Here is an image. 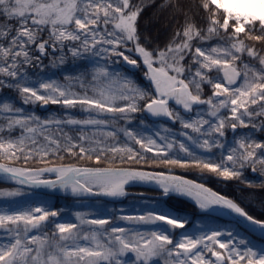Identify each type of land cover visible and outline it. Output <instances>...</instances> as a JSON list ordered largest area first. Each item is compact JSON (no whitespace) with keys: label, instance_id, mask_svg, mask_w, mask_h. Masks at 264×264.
Segmentation results:
<instances>
[{"label":"snow or ice","instance_id":"1","mask_svg":"<svg viewBox=\"0 0 264 264\" xmlns=\"http://www.w3.org/2000/svg\"><path fill=\"white\" fill-rule=\"evenodd\" d=\"M150 6L171 13L173 18H184L164 48H150L148 38L141 41L138 21ZM195 7L203 14L200 19L204 26L197 22L193 5L182 0H149L144 4L134 0H0V90L12 89L25 105L60 104L88 113L84 119L41 118L24 115L11 98L0 99L4 119L0 123V157L47 163L51 156L63 159V152L94 159L100 165L108 154L119 156L123 162L144 161L145 154L152 153L158 165L195 166L224 180H243L254 187L253 181L244 180V172L250 169L264 176V142L254 138V133L264 132V48L247 42L264 45V0H196ZM194 41L198 42L195 46ZM211 41L216 43L207 48L199 46ZM49 48L52 67L63 64L67 53L74 59L88 53L104 64H93L89 83L85 73L65 78L74 79L81 92L51 78L31 80L28 68H40L50 55ZM57 52L58 57L54 55ZM122 63L142 71L147 85H139L116 67ZM206 86L211 95L205 98ZM138 112L179 123V135L190 145L175 136L169 138L168 128L163 130L168 135L160 130L144 135L135 129L114 127L121 119L131 124L132 114ZM104 116L110 119L101 118ZM65 126H79L78 138L64 132ZM226 128L250 131L226 145ZM17 130L19 135L13 137ZM120 134L122 143L116 140ZM109 138L114 142L108 143ZM196 149L207 154L220 149L221 158L216 162L211 155L202 157ZM45 173H54L56 179L42 178ZM0 174L20 185L112 199L125 197L130 183H154L164 197H190L205 211L213 206L229 210L253 231L264 234V221L249 215L232 199L203 183L170 173L71 164L20 168L0 163ZM22 194L19 189L0 191L4 198ZM58 215V211L43 206L0 211V232L8 237L7 243H0V264H128L124 258L129 253L134 255L131 264H264V248L254 250L251 241L237 240L231 231L182 234L174 240L171 232L161 228L145 234L133 228L105 227L118 219L134 224L162 222L171 230L185 228L186 220L167 212L92 216L87 220L77 212L81 224L98 227L85 232L75 223L56 222L51 236L39 234L49 217ZM33 232L36 234L30 235ZM225 235L228 239L221 240ZM81 240H91L94 246H82Z\"/></svg>","mask_w":264,"mask_h":264},{"label":"trees","instance_id":"2","mask_svg":"<svg viewBox=\"0 0 264 264\" xmlns=\"http://www.w3.org/2000/svg\"><path fill=\"white\" fill-rule=\"evenodd\" d=\"M134 2L137 4H144V3H148L149 0H134ZM157 2H159V0H157ZM182 2L185 5L188 4L193 5V12L198 13L197 22L201 26H204L203 21L200 19V17L203 14L200 13L199 9L195 7L196 0H182ZM183 20H184L183 16H176L175 18H173L171 13L169 12L162 13L159 10V8L156 6L147 7L141 13V16L138 21L139 30L141 32V41L143 42L145 38H148L151 41V43L149 44L150 48H156V47L164 48L165 45H167L169 41H171L175 32L178 29H180ZM193 43L195 46L198 42L194 41ZM215 43L216 41H211L207 44H203L199 46L207 48L211 44H215ZM247 43L249 45L255 43L258 49L264 48V45L258 44L256 42L248 41ZM47 51L50 53V55L43 59L42 66L40 68L37 67L28 68V73L31 80L36 81L38 78H51L62 85L70 86L72 90L75 92L82 91L79 84L74 79H65L66 77L74 78L79 76L81 73H85L86 74L84 76L85 82L89 83L91 82V72H92L93 64L96 62H99V64L101 65L104 64V61L102 59L92 57L91 54L88 53H85L83 58H77V59H74L70 55V53H67L65 55V62L63 64H58L57 67H52L50 63L52 59V55H51L52 50L51 48H49ZM34 54L38 55V53H34ZM54 55L58 57L60 53L57 52ZM133 58H136L135 55H133ZM251 63H256V62L251 61ZM116 67L119 69H123L125 72H127L130 76L134 78V80L139 85H147L146 80L143 78L142 71L136 69L131 70L123 64H118L116 65ZM210 92L211 90L206 86L203 94L208 95L210 94ZM89 94H91V91H89ZM3 98H11L14 101L16 107L22 108L24 110L23 112L24 115L34 114L41 118H48L51 116L66 118L71 116L77 119H84L88 115V113L81 112L79 107L65 109L60 104H51V103L46 105V107H41L40 102H36L35 104L25 105L22 103L19 95L15 91L9 88H3L2 90H0V99ZM132 115L134 119L131 124H128L126 123V121L121 119L116 123L114 127L116 128L127 127L131 129H135L137 131L142 132L144 135L154 134L157 130H160L162 135H168V133H165L163 131L164 128H168L170 129V134H173L176 137L174 130L178 128L177 126H173L170 123H166L162 121L150 120L144 112H138ZM101 118L110 119V117L108 116H104ZM142 121L143 123H141ZM2 122H4L3 114H0V123ZM111 127L112 126L110 125V128L108 130H111ZM228 130L229 128H226L225 132H227ZM53 131H54V127H53ZM85 131L89 132L90 134L89 129H85ZM249 131L250 129L237 128V130L233 132L231 136L226 135L227 140L225 144L232 145L233 142H231L229 138H232V140H234V138H239L243 134L248 133ZM64 132H67L73 138H78L79 126H75V127L65 126ZM17 135H19V130L12 133L13 137ZM169 138H171V136ZM176 138L184 141L187 144L184 137L180 138L179 136H177ZM254 138L257 141L264 142V132L254 133ZM39 139L42 142V137H40ZM116 140L122 143L124 141L123 135L120 134L116 138ZM113 142H114L113 139L109 138L108 143L111 144ZM134 147L139 148L138 145H134ZM221 151L222 150L219 149H213L211 154H207L196 149L198 155L202 157L211 155V157L216 162H219L221 158ZM145 155H146V159L144 161L125 160L121 162L119 156L114 158L111 154H108L102 159L100 165H96L94 159H89L87 157L80 158L78 154L68 156L65 155L63 152L60 153V156H62L63 159H61L58 156H51L48 158L47 163H41L39 160H35V159L29 160L27 163H25L22 157L19 160H11V161L4 159L3 157H0V161L10 165H17V166L31 167V168L43 167L49 165L71 164L81 167H113V168L133 167V168L150 169L156 171H170L205 183L206 185L220 192L224 196L231 198L242 208H244L245 211L249 215L253 216L255 219L264 221V186H261L262 182H264V176H261L259 172L253 174L250 169L245 170L244 180H250L255 183L254 187H248L243 180H236V179L224 180L223 178L217 176L216 174L209 173L207 170H202L201 168L195 166L181 168L178 166H171V165L169 166L158 165L153 162L152 153H146ZM180 155L183 156V153H181ZM3 187L16 188L14 186L0 183V188ZM16 189L26 191V189L19 187H17ZM129 190L131 192L147 193L152 195L159 193V191L148 187H130ZM39 195L41 199H47L46 195L44 194H39ZM84 200L86 201L88 199L79 200L73 197L50 196V199L47 200L49 202L48 210L56 211L62 207L68 209L70 208V206L72 207L73 201H84ZM142 202H151L154 206H156L160 210V212H167L172 216H178L180 219L186 220L188 223L193 222V220L196 217L200 215H204L198 211L197 207L193 203L189 202L184 198L177 196H168L163 198V197L132 194V195H128L125 200L120 202H110L101 199H93V200L89 199V203L92 204L94 203V205H96L95 207L97 209H95V212H100L99 214L101 215V217H107L111 215L114 218L119 215V211H118L119 207H121L122 209H123V205H125V207H133L141 204ZM84 209L89 210L90 207H86ZM217 219L219 221L218 224L221 222L224 223L225 221L219 218ZM233 225L236 226L235 224ZM42 230L43 232L47 233L48 236H51V230L49 229L48 225L47 227L42 228Z\"/></svg>","mask_w":264,"mask_h":264},{"label":"rangeland","instance_id":"3","mask_svg":"<svg viewBox=\"0 0 264 264\" xmlns=\"http://www.w3.org/2000/svg\"><path fill=\"white\" fill-rule=\"evenodd\" d=\"M108 27H109V29H111L112 26L109 25ZM132 55H134V54H132ZM123 65H125L127 68H129L131 70H135V68H131L127 64H123ZM41 94H43V91H41ZM203 95L206 98L209 95H211V92L208 95H205V94H203ZM171 106L175 107L174 103L171 104ZM41 107H46V105L41 104ZM201 107H203V106H201ZM155 121H157V120H155ZM167 123H170L171 125L178 127L174 130L176 137L177 136H179L180 138L183 137V136L179 135L180 132L182 131L181 125L179 123H173L170 120ZM186 131L190 132V130H186ZM225 133L227 136H231L233 134V132L231 131L230 128ZM170 136L172 137L174 135L170 134ZM184 139H185V137H184ZM226 140H227V137L225 136L224 143L226 142ZM229 140L231 142H233L232 138H229ZM186 142H187V144L190 145L189 141L186 140ZM1 163H4V162H1ZM4 164L10 165L7 163H4ZM10 166H15V167H20V168H31V167H22V166H17V165H10ZM49 166L59 167L62 165H49ZM43 167H48V166H43ZM35 168H41V167H35ZM163 172H170V171H163ZM171 173H173V172H171ZM53 174L54 173H45L42 178H44V179L54 178ZM1 184H3V183H1ZM133 187H144V186H133ZM16 188L3 187V188H0V191L17 190ZM129 188L130 187H126V191L128 192V194L125 197H123L121 201L125 200L128 195H132V194H129L131 192L129 190ZM148 188H150V187H148ZM151 189H154V188H151ZM154 190L159 191V193L157 195H163L161 190H159V189H154ZM20 191L23 194L20 196H17V197H12V198L0 197V211H4V210L19 211V210H24V209L36 207V206H43L46 209H48L49 208V202L47 200L50 199V196H63V195L46 194V193L31 191V190H26V191L20 190ZM39 194L46 195L47 199H41ZM170 196H175V195H170ZM65 197H67V196H65ZM177 197H179V196H177ZM181 198H183V197H181ZM77 199L81 200L80 198H77ZM184 199H186V198H184ZM186 200H188V199H186ZM188 201L191 202L190 200H188ZM95 206L96 205H94V203L93 204L89 203V199H88L86 201L85 200L84 201H73L72 207L70 206V208H68V209L65 207L64 208L62 207V208L56 210V211H58L59 215L57 217H49V220L47 222V225H48L49 229L51 230V235H52V232L54 229V224L56 222L75 223L80 227V229L82 231H85V232L91 228H97L98 226L89 225L87 223L81 224V221L79 219H77V217H76L77 212L82 214V218L84 220H87V219L91 218L92 216L101 217V215L99 214L100 212H95V209H97ZM195 206L197 207L198 211L204 215H200V216L196 217L193 220V222L187 223L184 229L171 230L170 226L164 225L162 222H157V224H155V225H153V224H134V223H130L128 221H123V220H118V219H115L114 223H112L110 225H106L105 227L110 228L112 226H116V227H124V228H133V229L141 231L145 234L154 228H161L162 230L171 232L172 238L174 240H179L181 238L182 234H186L188 236H196V235H201L204 232H208L210 230H220V231L225 232V233H227L228 231H231V232L236 234L237 240L240 238H245L246 240L251 241L250 246H252L254 248V250H260V249L264 248V241H261V240H258L256 238L252 237L251 235H249L245 231L237 228L236 226H234L233 224H231L227 221H224V223L221 222L218 224V222H219L217 219L218 217L204 213L197 205H195ZM86 207H90V209L89 210L84 209ZM118 211H119V215H141V214H146L149 211L156 212V213L160 212V210L156 206H154L151 202H142L141 204H139L137 206H133V207H125V205H123V209L121 207H119ZM32 234H36V233L35 232L30 233V235H32ZM39 234L43 235V234H47V233L43 232V230L41 229ZM220 239L226 241L228 239V237H227V235H225V236L221 237ZM7 242H8V237L5 236L2 232H0V243H7ZM80 243L82 246L83 245L94 246V242L91 240H89V241L81 240ZM124 259L128 262V264H131V262L134 260V255L129 253ZM155 264H163V261H156Z\"/></svg>","mask_w":264,"mask_h":264},{"label":"water","instance_id":"4","mask_svg":"<svg viewBox=\"0 0 264 264\" xmlns=\"http://www.w3.org/2000/svg\"><path fill=\"white\" fill-rule=\"evenodd\" d=\"M147 116L150 119H152V120L169 121V120H167L166 118H163V117L154 118V117L149 116L148 114H147ZM48 167H52V166H48ZM119 168H132V169H139V170L152 171V172H163V171H156V170H150V169H141V168H133V167H119ZM165 173L174 174V175L183 177L185 179L195 181L197 183H202L200 181H197L195 179H192V178H189L187 176L180 175V174L171 173V172H165ZM53 175H54V178H51L50 180H55L56 179L55 174H53ZM0 183L6 184V185H11V186H16V187H20V188H25V189H29V190H32V191L42 192V193H46V194H52V195H63V196H67V197H76V198H81V199H102V200H107V201H111V202H118V201H121L122 200V198H120V199H112V198L102 197V196H89V195L73 196V195H71L70 192H67L65 190H62L60 188L49 189V188H45V187H33V186H30V185H20V184L15 183L14 181L9 180L7 178V176L2 175V174H0ZM204 185L206 187L212 189L208 185H206V184H204ZM133 186H144V187H150V188H154V189H159L158 186L155 185L154 183H139V182L130 183L126 187H133ZM212 190L215 191L214 189H212ZM215 192L217 194H219V195H222V194H220L217 191H215ZM129 194H140V195L152 196V195H149V194L135 193V192L134 193L133 192H130ZM173 195H175V194H173ZM154 196L164 197L163 195H154ZM175 196H179V195H175ZM179 197L186 198V199L190 200L192 203H194L196 205L195 201L192 198H190V197H187V196H179ZM224 197H226V196H224ZM226 198H228V197H226ZM202 211L204 213H207V214H210V215H213V216L222 218L224 220L233 222L236 225H238L240 228H242L244 231H246L247 233H249L250 235H252V236H254L256 238H259L261 240H264V234H261V232L259 230L253 231L250 225H248L243 219L237 217L235 214H232L229 210L220 208L218 206H213V208L208 209L207 211H205V210H202Z\"/></svg>","mask_w":264,"mask_h":264},{"label":"bare ground","instance_id":"5","mask_svg":"<svg viewBox=\"0 0 264 264\" xmlns=\"http://www.w3.org/2000/svg\"><path fill=\"white\" fill-rule=\"evenodd\" d=\"M134 193V192H133ZM135 193H138V192H135Z\"/></svg>","mask_w":264,"mask_h":264}]
</instances>
